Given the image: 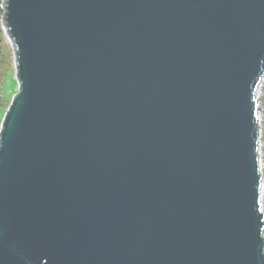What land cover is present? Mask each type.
Instances as JSON below:
<instances>
[{
  "label": "water",
  "instance_id": "obj_1",
  "mask_svg": "<svg viewBox=\"0 0 264 264\" xmlns=\"http://www.w3.org/2000/svg\"><path fill=\"white\" fill-rule=\"evenodd\" d=\"M4 13L18 91L0 134V264H264V0Z\"/></svg>",
  "mask_w": 264,
  "mask_h": 264
},
{
  "label": "rangeland",
  "instance_id": "obj_2",
  "mask_svg": "<svg viewBox=\"0 0 264 264\" xmlns=\"http://www.w3.org/2000/svg\"><path fill=\"white\" fill-rule=\"evenodd\" d=\"M6 1L7 0H0V16L4 14V9L6 8ZM4 42L7 45L8 48L11 49L10 55L12 59V69L14 66V54H13V48L12 43L5 37L4 35ZM7 48V49H8ZM15 74V73H14ZM6 91H9L11 94V100H13L14 96L17 94L18 86L17 81L14 75L11 74L7 77L6 81ZM262 92L260 99H257L256 101V115H257V165H258V172L260 176V197H259V204H260V210L263 213L264 216V83H263V90L261 88L260 90ZM9 100V104L11 102ZM264 221V220H263ZM264 224V223H263ZM264 226V225H263ZM264 235V231H263Z\"/></svg>",
  "mask_w": 264,
  "mask_h": 264
},
{
  "label": "trees",
  "instance_id": "obj_3",
  "mask_svg": "<svg viewBox=\"0 0 264 264\" xmlns=\"http://www.w3.org/2000/svg\"><path fill=\"white\" fill-rule=\"evenodd\" d=\"M1 13V11H0ZM7 45L4 42V35L0 28V130L1 122L6 114L7 107L9 105V100H11V94L9 91H6V81L7 77L11 74L14 75L15 68L12 67V59Z\"/></svg>",
  "mask_w": 264,
  "mask_h": 264
},
{
  "label": "bare ground",
  "instance_id": "obj_4",
  "mask_svg": "<svg viewBox=\"0 0 264 264\" xmlns=\"http://www.w3.org/2000/svg\"><path fill=\"white\" fill-rule=\"evenodd\" d=\"M5 10V9H4ZM0 28H1V30H2V33H3V35H5V37H6V35H7V33H9V29H8V26H7V22H6V19H5V13L2 15V17L0 16ZM10 41V40H9ZM263 83H264V74L260 77V80H259V82H258V84H257V86H256V88H255V92H254V101H255V106H256V101H257V99H260V97H261V94H262V92L260 91L261 90V88H262V90H263ZM16 97V96H15ZM14 97V98H15ZM13 101H14V99H13ZM13 105V102H12V104L10 103L9 105H8V107H7V110H6V114L9 112V110H10V108H11V106ZM5 117H6V115H5ZM2 124H3V122H1V130H0V134H1V131H2ZM255 124H256V127H257V115H256V113H255ZM259 197H260V190H259ZM260 201V200H259ZM261 209V208H260ZM262 213V212H261ZM262 216H263V213H262ZM263 220H264V216H263ZM263 223H264V221H263ZM264 225V224H263ZM263 231H264V226H263V230H262V240H263V244H264V235H263ZM263 253H264V248H263Z\"/></svg>",
  "mask_w": 264,
  "mask_h": 264
}]
</instances>
